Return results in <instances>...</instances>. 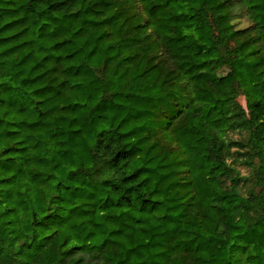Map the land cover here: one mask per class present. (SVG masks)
<instances>
[{"label":"trees","instance_id":"16d2710c","mask_svg":"<svg viewBox=\"0 0 264 264\" xmlns=\"http://www.w3.org/2000/svg\"><path fill=\"white\" fill-rule=\"evenodd\" d=\"M0 264H264V0H0Z\"/></svg>","mask_w":264,"mask_h":264},{"label":"rangeland","instance_id":"374dc122","mask_svg":"<svg viewBox=\"0 0 264 264\" xmlns=\"http://www.w3.org/2000/svg\"><path fill=\"white\" fill-rule=\"evenodd\" d=\"M239 29H243L249 25L248 19L247 18H240L235 20L234 22Z\"/></svg>","mask_w":264,"mask_h":264}]
</instances>
